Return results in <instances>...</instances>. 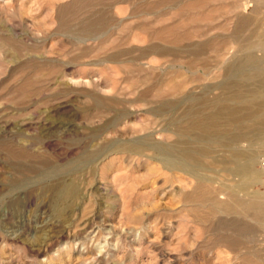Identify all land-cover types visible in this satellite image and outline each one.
<instances>
[{"label": "rangeland", "instance_id": "rangeland-1", "mask_svg": "<svg viewBox=\"0 0 264 264\" xmlns=\"http://www.w3.org/2000/svg\"><path fill=\"white\" fill-rule=\"evenodd\" d=\"M179 1L135 18L144 0H0V264H264V218L215 209L238 183L214 164L230 147L254 151L259 180L243 191L264 198V135L220 146L212 127L228 137L264 114V92L229 89L264 82V0H245L246 10L227 0L232 12L196 23L186 19L202 11L182 14ZM236 15L250 18L243 36L253 44L242 49L225 39ZM143 22L181 28L160 42L135 28ZM157 44L182 51L153 53ZM223 104L234 122L214 118ZM195 123L212 135L201 142ZM202 147V167L186 160L197 176L153 158ZM24 165L39 170L21 174ZM57 179L80 185L79 203L62 214L38 191ZM233 222L252 234L236 236Z\"/></svg>", "mask_w": 264, "mask_h": 264}, {"label": "bare ground", "instance_id": "bare-ground-1", "mask_svg": "<svg viewBox=\"0 0 264 264\" xmlns=\"http://www.w3.org/2000/svg\"><path fill=\"white\" fill-rule=\"evenodd\" d=\"M226 1L227 0H182V4H181L182 8L180 10L182 11V14L185 12H193V11L194 12L197 11L199 14L202 11L199 14V16L195 17L192 15L193 17L190 16L186 19L187 20L186 22L196 23L199 21H206L208 17H211L213 14L219 13L222 10H225V12L227 11L228 13L232 12V9L230 8H234V7H230L228 9L227 5L225 4L223 5V2L225 3ZM244 1L245 0H240L239 2L243 10H246L247 6L250 7V5H248V3ZM178 2L180 1L179 0H154V1L144 0L143 9L142 10L135 9L133 12V17L140 18L143 16L146 18V17L155 16V15H163V12H166V9H168L170 5L172 4L176 5V3ZM219 3H221L222 5L220 4L219 6ZM228 3L230 2L228 1ZM263 5H264V2L259 3V7H262ZM206 8L207 10H209L207 15L204 14ZM236 20L237 21H236L235 29L233 30V33L230 36H226L225 39H231L233 43L236 44L241 49L248 45H252L253 41L251 40V38L245 39V37L243 36V32H245L244 30L247 28V25L250 22V18L248 16L236 15ZM209 21H211L210 18H209ZM99 22L102 23V20L99 19ZM183 23H181L182 28H184L185 25L188 24V23H184V24ZM181 24H178L175 26H162L160 28L154 29L152 28L153 24L148 23V22H143V23L138 24L135 28L137 30H140L141 32L150 33L151 36H153L154 39H156L157 41L167 42L168 40L166 36L168 34L173 33L175 30L181 28ZM189 36L190 35H188L187 33H184L181 37H177V38L175 37V39L172 41L173 43H177L179 41L184 40L185 38L186 39L189 38ZM208 44L209 43H202V44L196 45L198 49L194 50L193 52L194 55L197 56L203 53L207 49ZM193 49L191 48V50ZM150 50L153 53H159V54L170 53L173 51L175 52L182 51L181 48H167L163 45L159 46L158 44L153 45ZM191 50L190 52H192ZM234 88H237V92L235 95L240 98V97H243L248 92L250 94L251 93L254 94L257 92L258 93L264 92V82H262L261 80H258V82L254 83L253 85H246V84L239 82V83H235L229 86V89H234ZM259 108L264 109V103H262L259 106ZM231 110L232 108H230L229 105L223 104V106H221L215 113H213V116L214 118H216L217 116L223 115V118H225L226 121L234 122L235 114L237 113L233 114L232 111H235V110H232V111ZM243 111H241V113H243ZM249 111H252V110H249ZM234 124H237V122H235ZM204 126L205 125L203 124V126H199L197 128V125L195 123L192 129L194 130V132H196L197 129L199 130L198 133L201 137V139L199 140H201V142L204 140L202 138L212 135V133H210L211 128L207 126L204 127ZM212 127H213V130L215 129L214 132H216L214 134H218L217 139H218V144L220 146H223V145L232 146L231 144H236L240 142V140L241 141L242 140H253V139H257L263 136L264 135V114L262 118L258 119V122L255 123L253 126L247 127L244 125V122L241 123L240 125H236V132L234 134H231V136H228V137L222 136L221 132L218 129L219 127L216 126L217 130L215 126L212 125ZM169 148L171 149V147ZM142 151L143 149L141 148V146L132 148V152L134 154L140 155ZM157 152L158 153L153 158L159 161V163L162 165V168L170 170V171L172 170L173 171L174 170L189 171V173H191L193 176H197L198 173L196 172V170L191 169L189 167V165L186 163V160L187 159L193 160L194 168L202 167L204 165L202 157L206 156V154L208 153L206 147H202L198 149V151H195V152H190V151L182 152L181 150L178 156L170 152L169 149L168 151L167 150H162V151L157 150ZM228 152H229L228 155L226 154V156H222L221 158L214 159L215 161L214 164L224 165L225 172L228 173L234 179V181L238 183V186L237 187L235 186L236 188H233L231 190H227V193H226L227 200L225 202H217L215 205V209L218 211H224L226 213H233L235 215H238L244 218H249L252 215L257 216L258 218L259 217L264 218V198L258 194L251 196V195H248L246 191L245 193L243 191L244 186L246 184H248L249 182L253 183L259 180L258 179L259 175H257L258 173L254 171V167H253L254 163L257 161L258 155H256V153H254V151L252 150L241 151V150H237L235 147H230V151ZM22 156H23L22 153H10V158L16 161L18 159L21 160ZM20 167H22V170L19 171L21 174H25V172H29L28 174L30 173L36 174V172L39 170L37 166H31L30 168V166L27 167L26 165H24V167L23 166H20ZM197 180H198L197 182L198 185L196 188V195L202 202V200H204L205 195L207 193V187L205 186L203 181H201L200 179H197ZM79 187L80 185L77 184L74 179H70V180L57 179L56 182L53 183V185H51L49 189L45 190L41 188L38 191H40L43 194L49 193L50 203L48 207H50L51 210L53 211L56 210L55 211L56 213L62 214V212H59V211L65 212L68 209L72 211L73 209H75V207L79 203V200H80V198H78L79 197V194H78ZM233 225L236 229V233H237L236 236L252 234L253 232L250 229V226L248 225L239 226V224L235 222H233Z\"/></svg>", "mask_w": 264, "mask_h": 264}, {"label": "built area", "instance_id": "built-area-1", "mask_svg": "<svg viewBox=\"0 0 264 264\" xmlns=\"http://www.w3.org/2000/svg\"><path fill=\"white\" fill-rule=\"evenodd\" d=\"M259 164H260V168L262 170L263 176H264V152L262 153V155L260 157Z\"/></svg>", "mask_w": 264, "mask_h": 264}]
</instances>
